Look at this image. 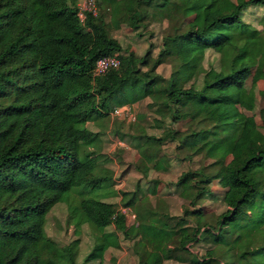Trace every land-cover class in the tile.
<instances>
[{
  "label": "trees",
  "instance_id": "1",
  "mask_svg": "<svg viewBox=\"0 0 264 264\" xmlns=\"http://www.w3.org/2000/svg\"><path fill=\"white\" fill-rule=\"evenodd\" d=\"M148 2L94 0L96 14L79 21L76 0H0V264H83L117 248L115 232L137 237V264H264V144L253 119L239 111L249 73L242 44L261 37L262 29L242 15L251 6L264 8V0H234L233 7L227 0H161L149 12ZM147 15L176 22V33L162 36L152 65L142 71L146 52L133 60L109 29L142 28ZM258 22L264 26V13ZM206 49L217 54L216 66L203 67ZM106 55L118 66L94 75V61ZM166 59L174 65L158 88L153 68ZM144 97L150 106L168 108L169 124L187 120L192 127L134 135L143 174L148 163L165 168L146 151L164 139L176 140L186 159H209L176 178L187 204L174 223L140 208L132 195L123 203L134 212L126 224L125 214L105 200L115 191L100 193L102 199L74 189H99L110 180L94 173L98 132L85 123ZM217 179L225 183L222 191L212 189ZM205 201L221 208L208 209ZM59 202L73 232L85 225L92 239L82 263L75 261L77 244L58 245L45 234V215ZM110 225L113 231L106 230ZM194 244H202L199 254L190 250Z\"/></svg>",
  "mask_w": 264,
  "mask_h": 264
},
{
  "label": "rangeland",
  "instance_id": "2",
  "mask_svg": "<svg viewBox=\"0 0 264 264\" xmlns=\"http://www.w3.org/2000/svg\"><path fill=\"white\" fill-rule=\"evenodd\" d=\"M78 0H76L77 2ZM161 0H149L146 9L160 3ZM233 7L234 0H227ZM97 12V10H96ZM264 13V8L251 6L247 8L242 18L252 26L261 29V37L245 39L243 41L244 61L249 67V73L242 84L241 96L243 104L239 111L250 116L254 122V131L257 140L264 144V26L258 22L259 17ZM106 16L104 20L107 21ZM144 26L138 29H131L127 24H121L116 29H109V34L120 44L122 51L138 61L145 54L144 62L138 64L142 71H146L152 65L157 51L161 47L162 36L166 33L174 34L176 22L166 18H152L147 15L144 19ZM217 54L211 49L204 51L202 61L203 67L216 66ZM174 62L166 59L153 68V72L160 76L156 83L157 87L166 85V79L172 70ZM150 99L144 97L132 104H124L113 107L102 119L89 121L85 126L91 131H97L98 140L93 147L96 151V167L94 173L99 176L108 177L109 185L99 189L88 190L87 188L75 187L77 190H84L83 196L102 198L100 193L104 191H115L113 196L105 198L113 202L117 209L125 214V223H131L133 210L124 206L126 200L132 195L135 203L140 208H154L159 213L168 215L169 222L174 223L178 218L182 207L187 200L181 198L174 182L178 175L185 170L196 171L206 164L209 159H203L198 154H191L189 159L183 156L187 153L184 149L176 148V140L164 139L158 144L147 146V152L155 153L160 157L163 169L155 170L148 163L147 171L143 174L141 166L145 161L140 157L134 135L145 133L147 135L161 136L168 125L186 133L190 130V123L181 120L169 124L168 108L162 104L149 105ZM213 191H222L225 183L222 179L213 180ZM152 185L153 190L151 191ZM208 209L218 211L221 206L218 203L203 202ZM142 206V207H141ZM66 208L64 203H55L46 213L44 222L45 234L56 244L66 242L77 244L78 253L76 262L82 263V258L92 245V239L88 235V229L82 225L78 234L73 232L72 225L66 224ZM188 226H186L187 228ZM106 230L113 231V227L107 226ZM118 238V247L105 249L99 258L85 261L83 264H137V256L133 252V243L137 237L126 238L119 232H115ZM202 244H194L190 250L202 251ZM161 264H186L174 259L162 260Z\"/></svg>",
  "mask_w": 264,
  "mask_h": 264
},
{
  "label": "built area",
  "instance_id": "3",
  "mask_svg": "<svg viewBox=\"0 0 264 264\" xmlns=\"http://www.w3.org/2000/svg\"><path fill=\"white\" fill-rule=\"evenodd\" d=\"M96 14V6L94 0H78L76 2V15L79 21H82L85 14ZM118 59L115 56L106 55L97 58L92 67L94 75L102 74L109 68H116L118 66Z\"/></svg>",
  "mask_w": 264,
  "mask_h": 264
}]
</instances>
